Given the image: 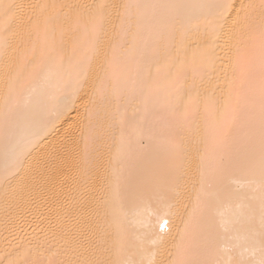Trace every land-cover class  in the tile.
<instances>
[{"label": "snow or ice", "instance_id": "6c2138e0", "mask_svg": "<svg viewBox=\"0 0 264 264\" xmlns=\"http://www.w3.org/2000/svg\"><path fill=\"white\" fill-rule=\"evenodd\" d=\"M0 264H264V0H0Z\"/></svg>", "mask_w": 264, "mask_h": 264}, {"label": "bare ground", "instance_id": "6f19581e", "mask_svg": "<svg viewBox=\"0 0 264 264\" xmlns=\"http://www.w3.org/2000/svg\"><path fill=\"white\" fill-rule=\"evenodd\" d=\"M68 125L67 124H63V126H57V129L51 134V136H49V140L53 139L54 137H56L57 135H62L63 131L65 128H67Z\"/></svg>", "mask_w": 264, "mask_h": 264}]
</instances>
